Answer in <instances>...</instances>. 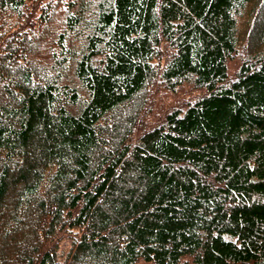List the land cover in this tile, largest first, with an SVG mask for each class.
I'll return each instance as SVG.
<instances>
[{
    "label": "trees",
    "instance_id": "trees-1",
    "mask_svg": "<svg viewBox=\"0 0 264 264\" xmlns=\"http://www.w3.org/2000/svg\"><path fill=\"white\" fill-rule=\"evenodd\" d=\"M55 1L0 0V264H264V0Z\"/></svg>",
    "mask_w": 264,
    "mask_h": 264
},
{
    "label": "rangeland",
    "instance_id": "rangeland-1",
    "mask_svg": "<svg viewBox=\"0 0 264 264\" xmlns=\"http://www.w3.org/2000/svg\"><path fill=\"white\" fill-rule=\"evenodd\" d=\"M56 1L58 2L60 0H56ZM56 1H55V3H57ZM67 2H69V0H62L61 1V4L59 6L60 12L58 14L59 20L63 18L64 14L66 12ZM153 98H154V95L151 97V99L153 100ZM152 100L149 101V105H152ZM174 100H175V98L169 97L165 101V103L163 105H160V100L158 99L156 101V104L153 105L154 111H155L156 115H160L163 112L164 109H167L170 106V103H171V105L177 106L179 104V102H175ZM68 243H69L68 241H65L63 243V246L62 247H63L64 250L67 249Z\"/></svg>",
    "mask_w": 264,
    "mask_h": 264
}]
</instances>
